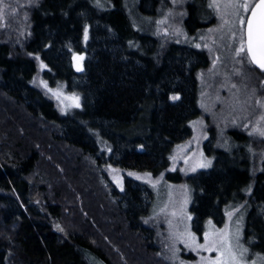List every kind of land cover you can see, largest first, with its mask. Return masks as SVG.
<instances>
[{
  "label": "trees",
  "instance_id": "1",
  "mask_svg": "<svg viewBox=\"0 0 264 264\" xmlns=\"http://www.w3.org/2000/svg\"><path fill=\"white\" fill-rule=\"evenodd\" d=\"M162 5L140 0L138 8L156 15ZM30 12V34L14 50L0 43V264H92V257L161 264L142 225L152 191L130 177L123 192L104 189L97 167L168 166L201 115L197 75L209 64L206 51L162 48L134 28L124 0H39ZM36 57L48 84L64 82L80 95V108L63 116L33 86ZM221 155L190 178L192 227L201 233L208 219L221 225L245 177L246 187L254 183L245 195L253 201L245 236L264 250V166L248 175V166L243 173Z\"/></svg>",
  "mask_w": 264,
  "mask_h": 264
},
{
  "label": "rangeland",
  "instance_id": "2",
  "mask_svg": "<svg viewBox=\"0 0 264 264\" xmlns=\"http://www.w3.org/2000/svg\"><path fill=\"white\" fill-rule=\"evenodd\" d=\"M37 1L0 0V43L14 50L12 43L19 44L20 37L30 34V10ZM257 1L163 0L156 15H144L138 8L140 0H124L137 31L157 38L162 48L177 43L206 51L209 60L208 66L197 75L201 115L190 122L191 136L173 148L166 168L138 172L111 164L97 167L104 189L107 186L123 192L124 179L130 177L152 191L151 213L142 219V225L152 232L151 244L157 253L153 260L161 264H206L218 253L200 247L205 244V233L211 239L225 230L234 248L248 250L245 253L247 264H264V250L252 235L245 236L253 202L245 195L253 194L254 183L246 187L245 177L239 178L237 183L241 186L226 205L221 225L208 219L198 233L192 227L190 211L194 198L190 178L200 171L210 170L221 153L243 173L246 166L248 175L251 170L253 176L263 171L264 135L257 129L264 131V75L251 65L245 42L246 15ZM233 4H247L248 10L233 7ZM84 34L86 45L88 28ZM35 59L38 66L33 86L44 92L63 116L80 108V95L69 92L64 82L50 86L44 78L46 64L39 57ZM92 259V264H104Z\"/></svg>",
  "mask_w": 264,
  "mask_h": 264
},
{
  "label": "snow or ice",
  "instance_id": "3",
  "mask_svg": "<svg viewBox=\"0 0 264 264\" xmlns=\"http://www.w3.org/2000/svg\"><path fill=\"white\" fill-rule=\"evenodd\" d=\"M233 7L243 8L248 10L247 4H233ZM244 21L241 20V24ZM248 52L251 53V58L256 62L261 69H264V0H260V3L252 11V19L248 21ZM243 50V45L241 47ZM79 107V104H76ZM261 135H264V131L257 129ZM202 167L207 165H201ZM194 170V169H193ZM139 178V177H138ZM147 222V221H146ZM227 229V226H225ZM195 239V237H192ZM205 244L200 247H204L206 251H215L218 253L217 257L212 260H207L206 264H247L245 260V253L247 249L240 250L239 246L233 247L227 231L221 232L214 238L209 237L207 233L204 236ZM205 258H202L204 260Z\"/></svg>",
  "mask_w": 264,
  "mask_h": 264
},
{
  "label": "flooded vegetation",
  "instance_id": "4",
  "mask_svg": "<svg viewBox=\"0 0 264 264\" xmlns=\"http://www.w3.org/2000/svg\"><path fill=\"white\" fill-rule=\"evenodd\" d=\"M259 3H260V0H258L257 4H259ZM255 6H254V8H255ZM253 9L251 10V13L250 14L246 15V19H245V27H246L245 28V32H246V45H247L246 52H248V43H247V41H248V36H247V33H248V21L250 19H252V11H253ZM248 58H250V57H248ZM249 60H250L251 65L255 69H257L260 73H262L264 75V69H261L260 66L256 62H254L251 58Z\"/></svg>",
  "mask_w": 264,
  "mask_h": 264
},
{
  "label": "water",
  "instance_id": "5",
  "mask_svg": "<svg viewBox=\"0 0 264 264\" xmlns=\"http://www.w3.org/2000/svg\"><path fill=\"white\" fill-rule=\"evenodd\" d=\"M255 7H256V6H255ZM248 54H249V57L251 58V53L248 52ZM251 59H252V58H251Z\"/></svg>",
  "mask_w": 264,
  "mask_h": 264
}]
</instances>
